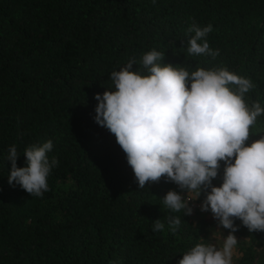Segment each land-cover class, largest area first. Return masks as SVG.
<instances>
[{
    "label": "trees",
    "instance_id": "obj_1",
    "mask_svg": "<svg viewBox=\"0 0 264 264\" xmlns=\"http://www.w3.org/2000/svg\"><path fill=\"white\" fill-rule=\"evenodd\" d=\"M193 21L212 25L215 59L187 55ZM153 49L162 63L250 78L244 99L264 106V0H0V264H178L195 244L217 243L223 228L211 212L165 208L167 191L181 190L164 178L139 189L114 134L94 119L109 73L133 57L140 69ZM253 131L249 143L264 134V115ZM48 140L59 161L49 190L34 197L10 185L9 148L23 167L24 149ZM222 176L223 164L213 184ZM169 216L181 218L175 233ZM157 219L163 231L152 230ZM235 224L233 264H264V232Z\"/></svg>",
    "mask_w": 264,
    "mask_h": 264
},
{
    "label": "clouds",
    "instance_id": "obj_2",
    "mask_svg": "<svg viewBox=\"0 0 264 264\" xmlns=\"http://www.w3.org/2000/svg\"><path fill=\"white\" fill-rule=\"evenodd\" d=\"M204 27L195 21L186 29L188 56L215 59L218 49L210 47ZM164 53L145 52L140 69L133 57L119 70L109 73L112 87L94 98L95 122L114 134L125 153L139 189L164 178L181 191L169 190L162 204L173 213L193 214L190 202L200 199L202 212H211L217 229H228L223 243L200 242L183 253L178 264H233L238 239V219L250 233L264 232V134L249 143L264 106L251 104L245 95L255 88L250 78L227 67L193 71L162 63ZM53 142L32 144L24 149L26 166L18 167L17 147L8 150L10 185H19L34 197L49 190L48 177L59 163L49 159ZM223 164L222 183L213 184ZM168 230L175 233L179 216H169ZM165 224L154 221L152 230Z\"/></svg>",
    "mask_w": 264,
    "mask_h": 264
},
{
    "label": "rangeland",
    "instance_id": "obj_3",
    "mask_svg": "<svg viewBox=\"0 0 264 264\" xmlns=\"http://www.w3.org/2000/svg\"><path fill=\"white\" fill-rule=\"evenodd\" d=\"M229 232H227L226 231V229H222V231H220V233H218L217 235H216V240H215V242H217L216 244H218L217 246L219 247V246H221L222 245V243H223V235H227ZM237 237V236H236ZM238 239V238H237ZM234 253H238L239 254V252H238V248H235V250H234Z\"/></svg>",
    "mask_w": 264,
    "mask_h": 264
},
{
    "label": "built area",
    "instance_id": "obj_4",
    "mask_svg": "<svg viewBox=\"0 0 264 264\" xmlns=\"http://www.w3.org/2000/svg\"><path fill=\"white\" fill-rule=\"evenodd\" d=\"M201 201L202 200H194V201H191L190 204L193 208H196V209H200V204H201Z\"/></svg>",
    "mask_w": 264,
    "mask_h": 264
}]
</instances>
